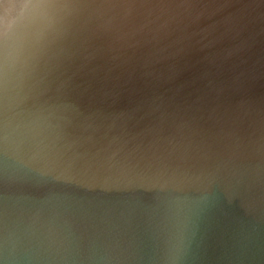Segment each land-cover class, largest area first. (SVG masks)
Returning <instances> with one entry per match:
<instances>
[{"label": "water", "instance_id": "obj_1", "mask_svg": "<svg viewBox=\"0 0 264 264\" xmlns=\"http://www.w3.org/2000/svg\"><path fill=\"white\" fill-rule=\"evenodd\" d=\"M0 264H264V0H0Z\"/></svg>", "mask_w": 264, "mask_h": 264}]
</instances>
